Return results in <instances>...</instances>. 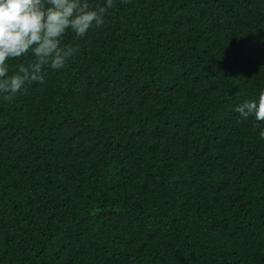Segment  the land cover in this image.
Segmentation results:
<instances>
[{"label":"trees","instance_id":"16d2710c","mask_svg":"<svg viewBox=\"0 0 264 264\" xmlns=\"http://www.w3.org/2000/svg\"><path fill=\"white\" fill-rule=\"evenodd\" d=\"M63 45L0 97V264H264V121L235 111L264 0H116Z\"/></svg>","mask_w":264,"mask_h":264},{"label":"clouds","instance_id":"9594fccd","mask_svg":"<svg viewBox=\"0 0 264 264\" xmlns=\"http://www.w3.org/2000/svg\"><path fill=\"white\" fill-rule=\"evenodd\" d=\"M116 0H0V97L12 99L26 85L44 82L47 69H62L72 54L63 45L66 33L83 38L101 27ZM31 55L32 63L10 72L9 61ZM243 118L264 121V90L236 106Z\"/></svg>","mask_w":264,"mask_h":264}]
</instances>
